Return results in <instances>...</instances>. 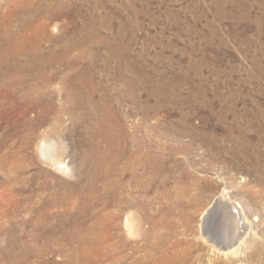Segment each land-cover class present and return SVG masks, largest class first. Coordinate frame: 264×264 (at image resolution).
I'll use <instances>...</instances> for the list:
<instances>
[{"label": "rangeland", "instance_id": "1", "mask_svg": "<svg viewBox=\"0 0 264 264\" xmlns=\"http://www.w3.org/2000/svg\"><path fill=\"white\" fill-rule=\"evenodd\" d=\"M2 45L56 63L18 76L43 105L0 89V264H264V0H0ZM224 189L259 232L237 260L200 240Z\"/></svg>", "mask_w": 264, "mask_h": 264}, {"label": "bare ground", "instance_id": "2", "mask_svg": "<svg viewBox=\"0 0 264 264\" xmlns=\"http://www.w3.org/2000/svg\"><path fill=\"white\" fill-rule=\"evenodd\" d=\"M20 53L21 55H23V50H21ZM18 54L14 52L10 53L7 48L3 47V45L0 46V89L3 90V88L5 89L9 88L11 91L12 89L16 90L18 88L23 90L25 87H27L26 89L28 90L24 91L23 93L25 98L33 104L43 105L44 102L39 100L38 98V96L42 94L38 92L41 91L40 89L42 88H47V87L49 88L50 86L52 87L53 80L44 78L42 79L40 84H34L31 87L27 85L25 86V81H23V79L18 78V76L20 75L22 76L23 73L30 74V71L34 70V68L40 69V68L52 67V65L56 63L54 62L56 61V59H53L49 61L48 63L46 62L47 64H43V63L41 64L39 62H36L33 66H26V65H23V61L18 60V57L20 56L19 54V56L17 57ZM9 64L12 70H8ZM10 71H12L13 74L17 75L16 79L13 78V75L10 73ZM30 82H32V80ZM57 89L59 91V94H61L62 90L60 88V84H58ZM183 132L184 131L181 132V135L183 134ZM202 137H203V134H202ZM202 139L204 141L203 142L204 145H208L205 142L206 138H202ZM135 144H138V142ZM138 148L136 147V150L134 152L135 157L138 156L140 153L141 148L139 146ZM60 149L61 148L59 147V144H57V142L53 140L52 138L44 137L43 139L40 140V142L37 145V151L39 155L41 156V158H43V160L46 161L50 166L54 167L55 170L65 174L68 170V167L62 161V152H60ZM188 150H189V147L187 145H181L177 148L172 147V149L170 148L169 151L172 155L179 154V153H183L184 155V153H186ZM131 157L133 158L134 156H131ZM130 160H131V164L135 163V161H133L132 159ZM225 191L226 190L224 189L218 197L214 198L211 205L205 210L203 217L201 218V232H200L201 238L200 240L202 244L204 243L207 246H209L212 252H216L217 254L222 255L223 257L228 258L230 260L231 259L237 260L238 258H241L242 256V254L239 253V248L246 241L247 237L253 236V238L256 239L259 236V232L254 222L249 221L248 218L246 217L242 205L239 203L236 206L233 205L229 201V197L227 196V193H225ZM258 215H259L258 212L254 214V218H256L255 219L256 221H260V219H258L257 217ZM123 225H124V230L126 234L129 237H135L141 234L140 232L144 228L145 221L141 216H138L134 213H128L125 216ZM240 230L242 232L241 234H239ZM234 240H235V244L232 246H228Z\"/></svg>", "mask_w": 264, "mask_h": 264}, {"label": "water", "instance_id": "3", "mask_svg": "<svg viewBox=\"0 0 264 264\" xmlns=\"http://www.w3.org/2000/svg\"><path fill=\"white\" fill-rule=\"evenodd\" d=\"M242 232H241V230L239 231V234H241ZM235 244V240L234 241H232L228 246H232V245H234Z\"/></svg>", "mask_w": 264, "mask_h": 264}]
</instances>
